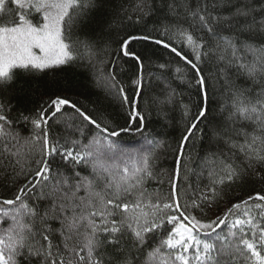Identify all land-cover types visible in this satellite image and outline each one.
<instances>
[{
    "label": "snow or ice",
    "instance_id": "snow-or-ice-1",
    "mask_svg": "<svg viewBox=\"0 0 264 264\" xmlns=\"http://www.w3.org/2000/svg\"><path fill=\"white\" fill-rule=\"evenodd\" d=\"M70 68L122 124L65 94ZM177 109L173 148L149 121ZM0 264H264V0H0Z\"/></svg>",
    "mask_w": 264,
    "mask_h": 264
},
{
    "label": "trees",
    "instance_id": "trees-1",
    "mask_svg": "<svg viewBox=\"0 0 264 264\" xmlns=\"http://www.w3.org/2000/svg\"><path fill=\"white\" fill-rule=\"evenodd\" d=\"M134 50L138 53H142L145 56L153 57V59L159 58V62H162L164 59H170L169 53L167 50L154 45V44H145L141 42H135ZM125 71L120 73L119 79L126 83L130 81L132 73L134 72L133 62L125 58ZM148 62H146L147 65ZM155 69H153L154 71ZM147 71V67H146ZM188 79H191V73H188ZM64 88L65 94L68 95L73 101H79L83 103L89 109H98L102 110L103 114L109 118L115 124H122L124 122V112L120 108L119 102L116 99L105 94V92L93 85L91 75L81 68L68 69L62 74L61 80ZM178 83V82H177ZM26 94L24 95V102L31 103L33 99H36L37 96L42 92V89L39 86L38 82H31L30 84H25ZM129 96L132 95V89L127 88ZM178 92H181L184 96L185 102H190L192 100H198L199 98L195 94V89L186 87L185 85H180L177 88ZM215 98V94H212ZM172 116L175 118L176 126L169 124V126L164 127L162 123L157 122V117L153 116L149 121V130L157 134L158 139H163L168 141L175 147V141L179 138L180 131L182 126L181 113L179 109L175 110L172 113ZM123 142L130 145H137L138 141L141 140V137L138 135H127L124 136ZM199 145H197V151H199ZM195 155V154H194ZM161 163L164 167L170 168L172 166V156L171 154L166 155L162 158ZM166 190V187H165Z\"/></svg>",
    "mask_w": 264,
    "mask_h": 264
}]
</instances>
